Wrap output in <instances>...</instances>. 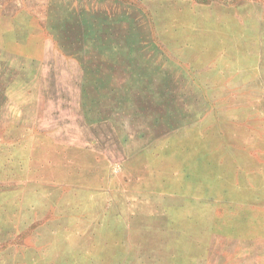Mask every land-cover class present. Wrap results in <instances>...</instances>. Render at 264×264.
Segmentation results:
<instances>
[{
    "label": "rangeland",
    "instance_id": "374dc122",
    "mask_svg": "<svg viewBox=\"0 0 264 264\" xmlns=\"http://www.w3.org/2000/svg\"><path fill=\"white\" fill-rule=\"evenodd\" d=\"M0 264H264V0H0Z\"/></svg>",
    "mask_w": 264,
    "mask_h": 264
},
{
    "label": "trees",
    "instance_id": "16d2710c",
    "mask_svg": "<svg viewBox=\"0 0 264 264\" xmlns=\"http://www.w3.org/2000/svg\"><path fill=\"white\" fill-rule=\"evenodd\" d=\"M211 131H207L205 134H196V135H192L191 136V141L190 144H193L195 141H197V139L201 140H205L204 138L210 133ZM221 150V147H219ZM218 150V151H220ZM216 156H220V152H217L215 154ZM214 154L213 155H209L207 154V152H204L202 150H199L195 156L190 157V165L193 166V163L196 164V168L195 170L198 171V164L199 162H201L200 160H202V158H206V165H208L207 170L211 171V173L215 174V170H218L221 174L218 175H214L218 182L221 184V186L219 187V191H221L219 194H221L223 191L222 190H226L229 188L230 184H229V174H230V169L234 170V167L236 165V163L234 161H232L230 158H228L226 155H222L220 156V158H218L217 161H214L213 159ZM188 164V163H187ZM205 164V163H204ZM229 169V170H228ZM194 170V171H195ZM195 178V176H194ZM221 189V190H220ZM222 202H227L228 200H225L223 198Z\"/></svg>",
    "mask_w": 264,
    "mask_h": 264
}]
</instances>
